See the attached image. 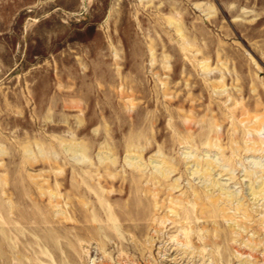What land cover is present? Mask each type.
I'll list each match as a JSON object with an SVG mask.
<instances>
[{
	"label": "rangeland",
	"instance_id": "rangeland-1",
	"mask_svg": "<svg viewBox=\"0 0 264 264\" xmlns=\"http://www.w3.org/2000/svg\"><path fill=\"white\" fill-rule=\"evenodd\" d=\"M0 264H264V0H0Z\"/></svg>",
	"mask_w": 264,
	"mask_h": 264
},
{
	"label": "bare ground",
	"instance_id": "bare-ground-1",
	"mask_svg": "<svg viewBox=\"0 0 264 264\" xmlns=\"http://www.w3.org/2000/svg\"><path fill=\"white\" fill-rule=\"evenodd\" d=\"M169 244V243H168ZM177 246V245H176ZM180 247V246H179ZM175 249V248H174ZM45 250V249H44ZM182 253V252H181Z\"/></svg>",
	"mask_w": 264,
	"mask_h": 264
}]
</instances>
